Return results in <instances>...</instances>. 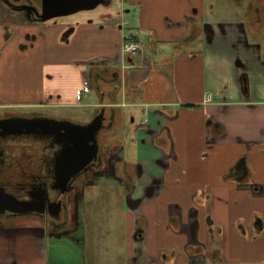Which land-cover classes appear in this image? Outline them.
Masks as SVG:
<instances>
[{"label": "crops", "instance_id": "1", "mask_svg": "<svg viewBox=\"0 0 264 264\" xmlns=\"http://www.w3.org/2000/svg\"><path fill=\"white\" fill-rule=\"evenodd\" d=\"M231 1L239 16L219 20L204 0H105L57 27L15 12L5 45L0 9V99H43L77 124L103 108L124 140L77 195L81 222L0 224V264H264V2ZM128 33L141 56L120 55Z\"/></svg>", "mask_w": 264, "mask_h": 264}, {"label": "flooded vegetation", "instance_id": "2", "mask_svg": "<svg viewBox=\"0 0 264 264\" xmlns=\"http://www.w3.org/2000/svg\"><path fill=\"white\" fill-rule=\"evenodd\" d=\"M99 1L101 3L105 2V0ZM250 1L254 4L264 2V0ZM42 3L43 0H0L1 15L4 18V44H7L15 35L13 33L14 31H11V22L17 21V19H13L11 16L15 12L19 13L20 18H18V21L32 25H40L42 27H57L59 21H63L60 18L82 11H91L97 7L81 10L69 15L53 16L43 20L42 18L46 14L52 13V10L43 7ZM73 30V26L69 25L60 36L61 42L67 43ZM68 33V37H64ZM24 39L26 41L18 47L21 51L28 49L30 42L35 39V36L29 33L24 35ZM116 74L117 69L114 70V75ZM47 76V78L51 79V75ZM85 78L86 83H88L87 81H93L94 83L103 81V77L100 74L96 73L93 75L90 71L87 72ZM45 97L44 99L51 101L55 97L59 98V95L49 94ZM24 109H30L31 112ZM56 110L57 107L55 105L46 104L43 99L38 100V103L30 104L12 103L0 99V120L12 118H49L53 120H67L75 123L68 116L53 113ZM98 117L102 119V126L97 134L98 153L96 159L87 166V170L81 171L71 179L69 184L65 186L66 190L64 192H61V188L56 187V156L60 152L61 144H59V141L54 136L14 135L0 132L1 225L12 226L22 220L37 222L45 234L70 226L72 209L77 203V197L71 196L72 192L76 191L77 195H79L89 182L91 175L95 174L98 177L102 175H96L95 171L106 170L104 167L106 166L107 160H112V158L104 157L105 147L100 141L99 135L102 131L108 129L113 122V116L111 113H107L105 109L98 108L95 110L89 122ZM113 148L115 147L111 149ZM111 149L108 148L109 151H112ZM130 176L131 174H126L127 178ZM8 195L22 202L23 205L19 208L12 207V204L10 205L9 201L5 199ZM23 209L24 212H21Z\"/></svg>", "mask_w": 264, "mask_h": 264}, {"label": "water", "instance_id": "3", "mask_svg": "<svg viewBox=\"0 0 264 264\" xmlns=\"http://www.w3.org/2000/svg\"><path fill=\"white\" fill-rule=\"evenodd\" d=\"M99 3V0H43V7L50 8L52 13L46 14L42 19L93 9ZM68 35L69 33L64 37H68ZM101 126L102 119L99 117L87 124L49 118L0 120V132L14 135L54 136L59 141L61 149L56 156L55 172L56 187L61 188V192L66 190L65 186L74 176L87 170V166L96 159L98 153L97 134ZM5 199L15 208L23 205L22 202L9 195ZM21 212H24V209Z\"/></svg>", "mask_w": 264, "mask_h": 264}, {"label": "rangeland", "instance_id": "4", "mask_svg": "<svg viewBox=\"0 0 264 264\" xmlns=\"http://www.w3.org/2000/svg\"><path fill=\"white\" fill-rule=\"evenodd\" d=\"M204 4L205 7L207 8L208 11V15L205 17V19L207 20H219V19H224V18H233L236 16H239V12L237 10L238 5H236L234 2H232L231 0H204ZM102 6L97 7L94 10L91 11H82V12H78L76 14H72L66 17H62L60 18L63 21L68 22L69 24H76L80 21H85L87 20L90 16L94 15V13H96V11H98L97 9H100ZM3 23V21H2ZM250 32V31H249ZM5 45V44H4ZM85 98V97H84ZM87 99H85L84 101H86ZM28 112H31L30 109H24ZM92 110H84V109H80L77 113L78 115H73L74 117H76L80 122H86L91 116H92ZM53 113H56L57 115H64V116H68L69 118L71 115V111H64V110H60L59 108H57V110ZM76 113V114H77ZM74 114V113H73ZM72 117V118H74ZM119 135V131L117 128H115L114 130H112V132L109 131H102L100 133V141L104 144L103 146L105 147V153L103 154L105 158H108L109 156H114L116 158V161H121L120 160V154L121 152L124 151L123 148L121 149H117L115 151H109V149H111L112 147H115L116 145H110L109 143H111L113 137L116 138L118 137L119 140L124 141L122 139V136L120 137ZM116 144V143H113ZM108 152H107V151ZM115 169L117 166H114ZM111 172H113V174L116 172V170H112ZM96 175L98 174H102L104 176H106L109 172H107L106 170H102V171H95ZM99 195V194H98ZM97 195V196H98ZM71 196H76L77 197V192H72ZM94 196L92 195L91 197H88L86 202L89 200H92ZM91 205V204H90ZM96 206H98L100 209L102 206L101 200L98 201V204L96 203ZM79 207L78 205H75V207L72 209V213H71V219L70 222L71 223H75V222H81L82 221V216L81 214L78 212ZM92 213L90 215V219L92 218ZM92 247L89 245L88 246V250H90Z\"/></svg>", "mask_w": 264, "mask_h": 264}, {"label": "built area", "instance_id": "5", "mask_svg": "<svg viewBox=\"0 0 264 264\" xmlns=\"http://www.w3.org/2000/svg\"><path fill=\"white\" fill-rule=\"evenodd\" d=\"M142 50V43L137 35L133 33L125 35L120 49L121 56L138 57L142 55Z\"/></svg>", "mask_w": 264, "mask_h": 264}, {"label": "trees", "instance_id": "6", "mask_svg": "<svg viewBox=\"0 0 264 264\" xmlns=\"http://www.w3.org/2000/svg\"><path fill=\"white\" fill-rule=\"evenodd\" d=\"M193 26V25H192ZM193 28H194V26H193Z\"/></svg>", "mask_w": 264, "mask_h": 264}]
</instances>
